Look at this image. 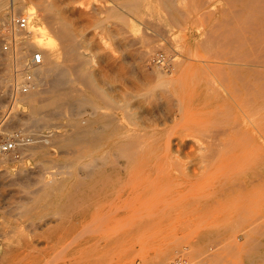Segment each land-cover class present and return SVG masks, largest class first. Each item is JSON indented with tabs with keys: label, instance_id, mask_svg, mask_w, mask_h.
Wrapping results in <instances>:
<instances>
[{
	"label": "rangeland",
	"instance_id": "obj_1",
	"mask_svg": "<svg viewBox=\"0 0 264 264\" xmlns=\"http://www.w3.org/2000/svg\"><path fill=\"white\" fill-rule=\"evenodd\" d=\"M5 1L8 7L0 22L16 6V0ZM47 1L20 0L24 8L16 11L26 14L29 6H35L34 25L47 22L49 26L55 13L67 16L74 41L65 44L67 40L56 36L59 45L55 54L43 49L42 67L47 75L40 78L41 84L35 88L38 91L24 96L22 109L15 115L16 125L40 131V140L35 138L37 142L23 148L19 156L5 154L0 159V264H215L209 258L215 253L227 256L226 262L232 264H264V233L259 232L264 224L263 228L258 225L264 220V75L251 71L240 73L242 77L225 66L233 57L256 59V43L235 50L225 43L234 29L248 32L264 26V0H205L209 4L204 0H200L202 4L199 0H173L166 6L163 0H132L135 7L129 6L130 0ZM45 3L53 4L56 10L49 13ZM212 27L214 32L210 33ZM220 33L228 35L219 39ZM4 34L0 31V100L12 77V57L3 49ZM207 34L216 36L218 45L214 48L221 44L224 50L216 48L219 53L212 51L213 46L211 50L206 47L215 40ZM203 39H209L206 45ZM67 44L77 46L89 57V63L72 60ZM210 52L216 55L214 59ZM53 63L58 66L56 71L50 70ZM165 63L174 64L173 70L163 66ZM79 65L91 74L78 72ZM58 72L66 73V86L79 87L92 103L79 104L80 112L74 102L57 114L46 115L45 111L44 124L32 114L29 99L43 101L51 95ZM104 91L121 100V109L115 114L121 116V133L131 135L130 145L136 151L133 155L121 152L117 173L105 164L107 159L115 160L116 152L110 148L112 142L106 141L107 127L98 119L115 109L104 99ZM249 100L251 103L246 102ZM82 127L89 132L85 145H68L69 134L74 136ZM34 151L41 154L36 156ZM185 174L199 184L181 181ZM232 181L243 182L246 195L226 203L222 185ZM239 215L246 216H242L244 222L239 221ZM256 225L259 231L253 229ZM229 244L238 245L232 246L227 253L230 256L223 254V245Z\"/></svg>",
	"mask_w": 264,
	"mask_h": 264
},
{
	"label": "bare ground",
	"instance_id": "obj_2",
	"mask_svg": "<svg viewBox=\"0 0 264 264\" xmlns=\"http://www.w3.org/2000/svg\"><path fill=\"white\" fill-rule=\"evenodd\" d=\"M15 1V0H14ZM54 1H56V0H54ZM134 1V0H133ZM132 0H130V3H129V6H131V7H135V3L133 2ZM200 1V0H199ZM207 1H209V0H207ZM207 1L205 2V0H204V3H207ZM251 1V0H250ZM257 1V0H256ZM263 1V0H262ZM48 2V1H47ZM49 2H51L50 0H49ZM48 2V3H49ZM163 2L165 3L164 5L166 6V4L167 5H172L173 4V0H163ZM247 2V1H246ZM14 3H16V6L15 5H13ZM44 3V2H43ZM52 3V2H51ZM50 3V4H51ZM58 3V2H57ZM200 3H201V1H200ZM230 3V2H229ZM235 3V2H234ZM260 3V2H259ZM13 6L10 8V10L7 12V13H9L11 10L12 11H14V12H18V11H16V9L19 7V8H24V6L23 5H21V2H20V0H16V2H13ZM39 4V3H38ZM50 4H46L45 3V8L49 11V13H53L54 12V5L52 4V5H50ZM195 4H197V3H195ZM194 4V5H195ZM202 4V3H201ZM207 4H209V3H207ZM207 4H205V5H207ZM240 4V3H239ZM248 4V3H247ZM33 5H35V4H33ZM40 6L42 5L41 3L39 4ZM123 5H124V3H123ZM183 5V4H182ZM181 5V6H182ZM204 5V6H205ZM237 5V4H236ZM54 6V7H53ZM118 6H120V5H118ZM163 6V5H162ZM174 6H176V5H174ZM173 6V7H174ZM243 7H244V5H242ZM245 6H247V5H245ZM254 6V5H253ZM263 6V5H262ZM8 7V2H6L5 0H0V15H6L5 13V9ZM35 7V6H34ZM33 6H29L28 7V9L30 10V11H28L27 9H25V11L27 10L28 12L26 13V15H28V17H29V25H28V28H27V31L29 30L30 31V33H31V35H29L28 36V38H27V41L24 43V44H22V46L21 47H19V49H18V51H17V53H16V60H17V62L18 63H20L21 65L23 64V63H25V61H26V58L28 57V55L26 54V49H29V48H31L32 49V47H30V45L31 44H33V45H38V46H40V47H42V49H40V50H42V52H43V56L44 55H46V53H44V52H46V51H43V49H46L47 51H49L51 54H55V52H56V50H57V46L59 45L58 44V40H57V37L56 36H59L60 38H62V41H65V40H67V42H65V44L66 43H69L68 41H70V43L71 44H73V42L72 41H74L73 40V37H72V35H71V32L73 31L72 29H71V26H70V24H69V20L68 19H66L67 18V16H66V18L64 17L65 15H62V14H59V13H55L54 15L55 16H51V17H53V18H51V19H53L52 21L50 20V22H52V24H48L49 26H47L46 25V23L45 22H43L42 24H38V25H34L33 23H32V17L34 16V11L32 10L33 8H34ZM168 7V6H167ZM202 7V6H201ZM257 7V6H256ZM18 8V9H19ZM110 8V7H109ZM113 7H111V9H112ZM125 8V7H124ZM166 8V7H165ZM175 8V7H174ZM177 8V7H176ZM179 8V7H178ZM177 8V9H178ZM180 8H182V7H180ZM186 8V7H185ZM233 8V7H232ZM237 8V7H236ZM235 8V9H236ZM257 8H261V5L259 6V7H257ZM257 8H255V9H257ZM42 9H44V8H42ZM41 8H40V10H42ZM168 9V8H167ZM167 9H166V11H167ZM176 9V10H177ZM183 9V8H182ZM182 9H180L181 10V12L180 13H182ZM198 9V8H197ZM201 8L199 7V9H198V11L200 10ZM234 9V8H233ZM254 9V10H255ZM32 10V11H31ZM56 10V9H55ZM60 12H61V10L60 9H58ZM169 10V9H168ZM172 11H173V9H171ZM225 10H228V9H225ZM238 10H240V8H238ZM248 10V9H247ZM53 11V12H52ZM110 11V10H109ZM177 11H179V9L177 10ZM237 11V10H236ZM63 12V11H62ZM61 12V13H62ZM132 12V11H131ZM258 12H259V10H258ZM43 13V12H42ZM44 13H46V11H44ZM123 13V12H122ZM190 13H191V10H190ZM226 13V12H225ZM228 13V12H227ZM235 13V12H234ZM249 12H247V14H248ZM48 14V13H47ZM121 14V13H120ZM172 14H174L173 12H172ZM183 14V13H182ZM238 14V13H237ZM237 14H235V15H237ZM39 15V14H38ZM42 15V14H41ZM40 15V16H41ZM169 15V14H168ZM171 15V14H170ZM175 15V14H174ZM180 15V14H179ZM184 15V14H183ZM182 15V16H183ZM252 15H254L255 16V14H252ZM251 15V16H252ZM47 16V15H46ZM123 16V15H122ZM127 16V15H126ZM173 16V15H172ZM49 17H50V14H49ZM141 17V16H140ZM177 17V16H176ZM211 17H213L212 15H211ZM263 17V16H262ZM1 18V17H0ZM7 18H8V15L5 17V18H3L2 20H1V22L0 23H3V22H6L7 21ZM45 18V17H44ZM69 18V17H68ZM120 18V17H119ZM124 18H126L125 17V15L123 16V19ZM179 18V17H178ZM229 18V17H228ZM249 18H252V17H249ZM70 19V18H69ZM143 19V18H142ZM175 19V18H174ZM180 19V18H179ZM217 19V18H216ZM43 20H46V19H43ZM48 20V19H47ZM127 20H129V19H127ZM147 20V19H146ZM177 20V19H176ZM184 20V19H183ZM228 20V19H227ZM244 20H245V18H244ZM251 20V19H250ZM149 22H150V20H148ZM152 21V20H151ZM154 21V20H153ZM172 21V20H171ZM180 21H181V19H180ZM36 22V21H35ZM73 22V21H72ZM130 22V21H129ZM179 22V21H178ZM177 22V23H178ZM202 22V21H201ZM206 22V21H205ZM210 22V21H209ZM218 22V21H217ZM222 22V21H221ZM228 22V21H227ZM233 22V21H232ZM243 22V21H242ZM247 22V21H246ZM250 22H253V20L252 21H250ZM45 23V24H44ZM173 23V22H172ZM176 23V22H175ZM174 23V24H175ZM200 23V22H199ZM207 23V22H206ZM220 23V22H219ZM225 23V22H224ZM264 23V22H263ZM151 24V23H150ZM180 24V23H179ZM254 24H258V23H254ZM253 24V25H254ZM124 25V24H123ZM176 25V24H175ZM226 26H227V24H225ZM230 25V24H229ZM249 26H250V24H248ZM133 26V25H132ZM177 26V25H176ZM221 26H222V24H221ZM220 26V27H221ZM256 26V25H255ZM74 27V26H73ZM179 27V26H178ZM177 27V28H178ZM217 27V26H216ZM244 27V26H243ZM251 27H252V25H251ZM250 27V28H251ZM123 28V27H122ZM215 28V27H214ZM213 27H212V29L211 30H213L214 29ZM229 28H231V27H229ZM245 28H246V26H245ZM217 29H218V27H217ZM75 30V29H74ZM158 30V29H157ZM181 30V29H180ZM247 30H249V29H247ZM161 31V30H160ZM159 31V32H160ZM165 31V30H164ZM77 32H79V31H77ZM166 32V31H165ZM212 32H214V30L213 31H211L210 33H212ZM249 32H251L250 34H248ZM74 33V32H73ZM216 33V32H215ZM223 34L225 33V32H222ZM228 33H230V32H228ZM57 34V35H56ZM157 34H162V33H157ZM214 34V33H213ZM213 34H211L212 36L210 37L209 36V34H207V36H209V38H212L214 35ZM221 35V33L220 34H218V35H220V36H218L217 38H221L222 36H227V35ZM232 34V33H231ZM204 35H206V32H205V34ZM77 36V35H76ZM75 36V37H76ZM147 36V35H146ZM145 36V37H146ZM163 36H165V35H163ZM207 36H204L203 38H206ZM58 37V38H59ZM230 37V38H229ZM228 38V41H227V43H225V44H228V42L230 43V45L232 46V49H234L235 50V48L236 49H238V48H240L241 46H244V45H248L249 43H256L257 45H256V48H257V55H256V59L253 61V60H251V59H242L241 60V58H234L233 57V59H230V61H228V62H226V64H225V66L226 67H228V69H230L233 73H236V74H239L240 75V73H242V74H244V73H249V72H251V71H255L256 73H258L259 75H261V76H263L264 75V26L263 25H259V26H257V27H252L251 28V31H248V32H246L245 30L244 31H242V32H238L236 29H234V35L232 36V38H231V36H229ZM77 38V37H76ZM216 38V36L215 37H213L212 39H215ZM219 38V39H220ZM77 39H79V38H77ZM184 39V38H183ZM224 39V38H223ZM223 39H221V40H223ZM60 40V39H59ZM195 41V40H194ZM207 41H209V39H207L206 40V42ZM214 42H211V45L210 44H207L205 41H204V39H203V42H204V44L206 45V47H210V50L212 49V46H213V49H212V51L215 49V52H217L218 50H219V48L221 47V44H220V47L218 48V47H215L214 48V46H217L218 44H216V42H218V41H216V39L215 40H213ZM253 41V42H252ZM193 42V41H192ZM226 42V41H225ZM28 43V44H27ZM31 43V44H30ZM60 43H61V40H60ZM63 43V42H62ZM61 43V46H63L64 45V43L62 44ZM75 44H76V41L74 42ZM79 43V42H78ZM77 43V44H78ZM194 43H196V42H194ZM76 44V45H77ZM197 44V43H196ZM203 44V43H202ZM216 44V45H215ZM224 44V43H223ZM26 45H29V48L26 46ZM68 46H69V44H67ZM199 44H197V46H198ZM210 45V46H209ZM32 46V45H31ZM78 46V45H77ZM77 46H69L70 48H69V51H68V53H69V55H70V58H72V60H73V58H76V59H81L82 61H81V65L83 64L82 62H86V63H89V57L88 56H86L85 54H83L80 50H79V48H77ZM201 45H199V47H200ZM253 46V45H252ZM25 47H27L26 49H25ZM199 47H196V49L198 48L199 49ZM227 47V46H226ZM254 47V46H253ZM216 48L218 49L217 51H216ZM222 48V47H221ZM63 49H64V51L67 49V48H65V47H63ZM197 49V50H198ZM223 49V48H222ZM224 50V49H223ZM194 51V50H193ZM211 51V52H212ZM226 51V50H225ZM228 51H230L229 49H228ZM236 51H238V50H236ZM199 52V51H198ZM211 52H210V54H211ZM219 53H220V51H218ZM231 52H235V51H231ZM250 53H252V51H249ZM249 52H247V53H249ZM190 53V52H189ZM64 54V53H63ZM229 54V52H227V55ZM238 55H239V53H237ZM212 55V54H211ZM210 55V56H211ZM218 55H220V57H223L224 56V54L221 56V54H218ZM64 56V55H63ZM213 56V55H212ZM234 56V55H233ZM244 56H245V54H244ZM246 56H248V58H250V54H247ZM49 57H51V56H49ZM68 57V56H67ZM214 57H216V55L215 56H213V59H214ZM242 57H243V55H242ZM69 58V59H70ZM188 59H189V57H187ZM191 58V57H190ZM194 58V57H193ZM202 58V57H201ZM218 58V57H217ZM229 58V57H228ZM254 58V57H253ZM175 59V58H174ZM195 59V58H194ZM75 60V59H74ZM43 61H44V59H43ZM46 61V60H45ZM65 61H66V58H65ZM197 61V60H196ZM200 61H202V60H200ZM211 61V60H210ZM48 62V61H47ZM60 62H61V60H60ZM73 62V61H72ZM76 62V61H75ZM75 62H73V63H75ZM77 62H79L78 60H77ZM161 62V61H160ZM188 62H189V60H188ZM203 62V61H202ZM66 63H67V61H66ZM71 63V62H70ZM80 63V62H79ZM214 63H216L215 61H214ZM44 64V63H43ZM48 64V63H47ZM50 64V63H49ZM63 64V63H62ZM68 64V63H67ZM187 64V63H186ZM201 64V63H200ZM202 65V64H201ZM219 65H221V64H219ZM78 66V65H77ZM76 66V67H77ZM94 66V65H93ZM163 66H165L166 68L168 67L170 70H173V68H174V64H169V63H165ZM57 64L56 63H53L52 65H51V67H50V70H52V71H56V69H57ZM61 67V66H60ZM66 67V66H65ZM89 67V66H88ZM182 67V66H181ZM215 67V66H214ZM220 67V66H219ZM73 68H74V64H73ZM224 68V67H223ZM223 68H221L222 69V71L224 72V70H223ZM62 69H63V67H62ZM69 69V68H68ZM78 70V72H80V73H88V71H87V69H86V67L84 66H81L80 67V65H79V67L77 68ZM217 69H218V66H217ZM47 70L49 71V68H47ZM216 70V69H215ZM76 70H74V72H75ZM93 71V70H92ZM219 71H220V69H219ZM218 71V72H219ZM216 72H217V70H216ZM55 74H56V72H54ZM53 73V74H54ZM59 73V72H58ZM222 73V72H221ZM226 73V72H225ZM54 74V75H55ZM72 74V73H71ZM88 74H91V72H89ZM193 74V73H192ZM211 74H213V73H211ZM45 75H47L46 74V70L44 69V67H42V65H40L37 69H36V86H38V84H41V79L43 80V78L42 77H44ZM217 75V74H216ZM219 75V74H218ZM49 76H50V74H49ZM72 76H74V75H72ZM76 76V75H75ZM82 76V75H81ZM85 76V75H84ZM91 76L92 75H90V79H91V82H92V84H94L95 86H96V88H97V83H96V81L93 79V78H91ZM215 76V75H214ZM221 76H223L222 74H221ZM240 76H242V75H240ZM239 76V77H240ZM211 77V76H210ZM213 77V76H212ZM228 77V76H227ZM243 77V76H242ZM1 78V77H0ZM41 78V79H40ZM75 77H73V79H74ZM79 78V77H78ZM164 79H165V77H163ZM45 79H46V77H45ZM54 80H53V87H52V91H51V95H49L48 97L46 96V98H44V100L43 101H39V100H37L36 98H30L29 99V105H30V108H31V110H32V114H34L35 115V117H37L36 119L38 120V119H41L42 121H44L45 120V115H43L44 113L43 112H45V111H48V114H46V115H49L50 113L49 112H54L55 114H57L58 112H61V111H63V109L65 108V106H67L68 104H70V103H75V104H77L78 105V109L77 110H79L80 108H79V104H80V107H83V106H81L85 101L87 102V101H90V100H88V98L85 96V94L82 92V90H79V87H78V89L77 88H75L74 86H69L68 87V85L66 86V73H64V72H60L59 74H57L56 75V77L55 78H53ZM81 79V78H80ZM182 79V78H181ZM217 79V78H216ZM220 79V78H219ZM234 79V78H233ZM242 78L240 77V80H241ZM256 79V78H255ZM262 79H264L263 77H262ZM1 80V82H2V79H0ZM47 80V79H46ZM85 80V79H84ZM167 80V79H166ZM213 80V82H214V79H212ZM230 80V79H229ZM236 80V79H235ZM72 81V80H71ZM75 81V80H74ZM88 81V80H87ZM90 81V80H89ZM164 81V80H163ZM207 81V80H206ZM220 81V80H219ZM244 81V80H243ZM257 81V80H256ZM258 81H259V79H258ZM1 82H0V84H1ZM98 82V81H97ZM101 82V81H100ZM165 82V81H164ZM166 82H168V81H166ZM213 82H211V83H213ZM239 82V81H238ZM241 82V81H240ZM248 82V81H247ZM50 83H51V81H50ZM83 83V82H82ZM210 83V84H211ZM215 83V82H214ZM228 83V82H227ZM87 84V83H86ZM92 84H90V85H92ZM100 84V83H99ZM217 84V83H216ZM215 84V85H216ZM229 84V83H228ZM227 84V86H229ZM233 84H234V82H233ZM252 84V83H251ZM264 84V83H263ZM1 85H3V82H2V84ZM51 85V84H50ZM81 85H84V84H81ZM88 85V84H87ZM101 86H102V83L100 84ZM103 85H105V84H103ZM213 85V84H212ZM222 85V84H221ZM224 85V84H223ZM232 85V84H231ZM246 85V84H245ZM253 85V84H252ZM100 86V87H101ZM106 86V85H105ZM214 86V85H213ZM262 86H264V85H262ZM261 86V88H264V87H262ZM50 87V86H49ZM88 87H90V86H88ZM92 87H93V91L94 90H96V89H94V86L92 85ZM99 87V86H98ZM103 87V86H102ZM246 87V86H245ZM248 87V86H247ZM249 87H251V85L249 84ZM36 88V87H35ZM32 89V90H30L29 92H36V91H38V89ZM44 88V87H43ZM91 88V87H90ZM239 88V87H238ZM254 88V86L252 87V89ZM1 89V88H0ZM6 89H7V87H6ZM82 89V88H81ZM220 89H222V88H220ZM251 89V88H250ZM33 90H35V91H33ZM91 90V89H90ZM236 90H237V88H236ZM239 90V89H238ZM257 89H255V91H256ZM2 91V90H1ZM97 91V90H96ZM99 91V90H98ZM92 92V91H91ZM224 92V91H223ZM248 92V91H247ZM257 92V94H259V92H258V90L256 91ZM4 93V92H3ZM2 93V94H3ZM28 94V93H27ZM26 94V95H27ZM114 94V93H113ZM112 94V95H113ZM263 94V93H262ZM26 95H24L25 97H27ZM101 95H103L102 93H101ZM111 94H109L108 92H105L104 91V99L106 98V100L108 101V104H110L112 107H114L115 109H114V111H112V108H111V111H109V112H107L106 110V112H104V113H102V114H100L99 115V117H98V119L100 120V121H102V122H104V124H105V126L107 127V130H106V141L107 142H112V145H110L111 147V149L113 150V151H115L116 153V157H115V160H112V161H108V159H107V161L105 162V164H106V167H107V169L109 168V169H111V170H113V171H116V173H117V171H119V170H121V162H120V160H119V158H121V152H125V153H130V154H132L133 155V153H135L136 151H135V149L130 145V140H133L132 139V137H131V135L130 134H128V133H121V116H117L115 113H116V110H120L121 109V103H120V101H118V98H114L113 96H112ZM260 96H261V94H259ZM1 96V95H0ZM23 96V97H24ZM116 97V96H115ZM245 97V96H244ZM243 97V98H244ZM101 99H102V96L100 97ZM264 98V97H263ZM2 99V98H1ZM43 99V98H42ZM120 99V98H119ZM250 99V98H249ZM248 100V99H247ZM254 100V99H253ZM92 101V100H91ZM90 101V102H91ZM228 101V100H227ZM230 101H231V99H230ZM244 101H245V99H244ZM251 100H249V101H246V102H250ZM128 102V101H127ZM232 102V101H231ZM92 103V102H91ZM233 103V102H232ZM251 103V102H250ZM105 104V103H104ZM242 104V103H241ZM240 104V105H241ZM254 104V103H253ZM88 105V104H87ZM87 105H86V107H87ZM70 106V105H69ZM68 106V107H69ZM85 106V105H84ZM89 106V105H88ZM104 106V105H103ZM110 106V107H111ZM244 106V105H243ZM71 107V106H70ZM68 108V110L70 111V109L71 108ZM74 107H76V106H74ZM94 107V106H93ZM92 107V108H93ZM109 107V108H110ZM128 107V106H127ZM264 107V106H263ZM89 108V107H88ZM107 108V107H106ZM246 108V107H245ZM261 108V107H260ZM67 109V108H66ZM93 109H95V107L93 108ZM232 109V108H231ZM80 110H82V109H80ZM80 110H79V112H80ZM217 110V109H216ZM65 111V110H64ZM68 111V112H69ZM75 111H76V109H75ZM89 111V110H88ZM103 111V110H102ZM82 112V111H81ZM91 112H92V110H91ZM46 113V112H45ZM65 113H66V111H65ZM90 113V112H89ZM94 113V112H93ZM81 114V113H80ZM84 114V113H83ZM82 114V115H83ZM70 115H71V113H70ZM78 115H79V113H78ZM78 115H77V117H78ZM52 116V115H51ZM59 116V114L56 116V117H58ZM43 117V118H42ZM49 117V116H48ZM67 117V116H66ZM72 117V116H71ZM73 117H75L74 115H73ZM51 118V117H50ZM78 118H80V117H78ZM54 119V118H53ZM80 119H82V118H80ZM49 120V119H48ZM51 120V119H50ZM95 120V119H94ZM34 121V120H33ZM40 121V120H39ZM46 121V120H45ZM45 121H44V124H45ZM78 121V120H77ZM90 120H88V122H89ZM41 122V121H40ZM47 122V121H46ZM96 122V121H95ZM30 123V122H29ZM32 123V122H31ZM74 123V122H73ZM79 123V122H78ZM86 123V122H85ZM33 124V123H32ZM31 124V125H32ZM36 125H37V123H35ZM88 125V124H87ZM48 126V125H47ZM79 126V125H78ZM83 126H85V125H83ZM89 126H90V124H89ZM95 126V125H94ZM104 126V127H105ZM93 127V126H92ZM83 128V127H82ZM96 129L98 128V127H95ZM88 129V128H87ZM102 129V128H101ZM97 130H100L99 128L97 129ZM90 131V130H89ZM125 131V130H124ZM76 133H75V135L74 136H70V134H69V136H68V139L66 140L68 143V145H69V143H70V145L71 144H74V145H77V147L78 146H82V145H85V143H84V141H85V139H86V135H88V131L87 130H85L84 128L83 129H77V131H75ZM91 132H92V130H91ZM99 132V131H98ZM95 133V132H94ZM100 133V132H99ZM62 134H64V133H62ZM67 135H68V133H67ZM97 135V134H96ZM102 135V134H101ZM59 138V137H58ZM62 138H64L63 136H62ZM40 140V139H39ZM56 140V139H55ZM65 141V140H64ZM65 141V142H66ZM92 141V140H91ZM105 141V142H106ZM37 141H35V143H36ZM40 142V141H39ZM44 142V141H43ZM88 141H86V143H87ZM95 142V141H94ZM54 143V142H53ZM56 143V142H55ZM84 143V144H83ZM134 143V142H133ZM34 144V143H33ZM40 144V143H39ZM45 144V143H44ZM64 144V143H63ZM93 144V143H92ZM46 145V144H45ZM66 145V144H65ZM87 145V147H88V144H86ZM90 145V144H89ZM134 145H136V143H134ZM35 146H37L36 144H35ZM35 146H33V147H35ZM42 146V145H41ZM44 146V145H43ZM48 146V145H47ZM33 147H31L30 148V151H31V153H32V151L34 150L33 149ZM58 147V146H57ZM77 147H76V150H77ZM86 147V146H85ZM40 148V147H39ZM59 148V147H58ZM92 148V147H91ZM37 149H38V146H37ZM41 149V148H40ZM79 149V148H78ZM88 149V148H87ZM83 150H84V148H83ZM97 152V151H96ZM102 152V151H101ZM49 153V152H48ZM51 153V152H50ZM103 153V152H102ZM34 154L36 155V156H39L40 154H41V152L40 151H34ZM77 154H79V153H77ZM90 154V153H89ZM4 153H1V155H0V159H2V158H4ZM93 155V154H92ZM91 155V156H92ZM102 156V155H101ZM105 156V155H104ZM114 156V155H113ZM263 156V155H262ZM125 157V156H124ZM92 158H94V157H92ZM98 158V157H97ZM80 159V158H79ZM99 159V158H98ZM118 159V160H117ZM94 160V159H93ZM96 160V159H95ZM95 160H94V162H95ZM3 161V160H2ZM5 161V160H4ZM68 161V160H67ZM1 162V161H0ZM97 162V161H96ZM104 162V161H103ZM56 164V163H55ZM70 164V163H69ZM91 164V163H90ZM94 164V166H96L97 165V163H96V165H95V163H93ZM99 166V165H98ZM68 167V166H67ZM72 167V166H71ZM84 167V166H83ZM93 167V166H92ZM97 167V166H96ZM73 168V167H72ZM83 169V168H82ZM84 171H83V173L85 172V168L83 169ZM88 170V169H87ZM93 170V169H92ZM47 171V170H46ZM90 171V170H89ZM88 171V172H89ZM198 173V172H197ZM203 173V172H202ZM201 173V174H202ZM85 174V173H84ZM88 175H89V173H88ZM214 175V174H213ZM77 176H79V175H77ZM104 176H105V174H104ZM71 177V176H70ZM88 177V176H87ZM223 177V176H222ZM77 178V177H76ZM80 178H84V177H80ZM194 177H192V176H190L189 174H185L184 176H182L181 177V181H183V182H185V183H189V182H191L193 185H198L199 184V181H194V180H192ZM92 179V178H91ZM97 179H98V177H97ZM198 179V178H197ZM73 180V179H72ZM76 180H78V178L76 179ZM75 180V181H76ZM156 180H157V178H156ZM155 180V181H156ZM227 180V179H226ZM250 180V179H249ZM252 180V179H251ZM256 180V179H255ZM111 181V180H110ZM179 181H180V179H179ZM77 182V181H76ZM98 182V181H97ZM225 182V181H224ZM57 184H58V182H57ZM94 184V183H93ZM78 185H81V183L79 184L78 183ZM84 185V184H83ZM95 185V184H94ZM222 188H223V198H224V202H226V203H229V202H232V201H234L235 199H237V197H240V198H242L243 196H245L246 195V189H247V187L245 186V184H243V182L242 183H234L233 181L231 182V183H227V184H223L222 185ZM37 189V188H36ZM213 192V191H212ZM259 193V192H258ZM45 194V193H44ZM195 195V194H194ZM212 195V194H211ZM51 196V195H50ZM35 198H37V196H34ZM44 197V196H43ZM78 198V197H77ZM40 200V199H39ZM41 201V200H40ZM216 201V200H215ZM32 202V201H31ZM39 202V201H38ZM37 202V203H38ZM216 203V202H215ZM216 204H218V203H216ZM28 205H30V204H28ZM27 205V206H28ZM254 205H256V203L254 204ZM259 205V204H258ZM258 205H257V207H258ZM30 206H32V205H30ZM29 206V207H30ZM37 206V205H36ZM35 206V207H36ZM27 208V207H26ZM32 208H34V206L32 207ZM36 209V208H35ZM247 209V208H246ZM27 210V209H26ZM34 210V209H33ZM251 209H249V211H250ZM257 210V209H256ZM29 211V210H28ZM251 212H252V210H251ZM253 212H255L254 214H256V211H253ZM26 213H27V211H26ZM253 214V215H254ZM248 215V214H247ZM249 215H252V213L251 214H249ZM248 215V216H249ZM240 216V218H239V221L241 220V221H243L244 222V220H242L243 219V217L241 216V215H239ZM258 216H260V215H258ZM255 218V216H252V218ZM261 217V216H260ZM259 217V218H260ZM264 217V216H263ZM263 217H261V221H262V218ZM244 218H246V216L244 217ZM264 219V218H263ZM250 220H251V218H250ZM255 220H258V218H256ZM247 221H249V219L247 220ZM255 222V221H254ZM253 221H252V223H254ZM260 223V222H259ZM258 223V225H260V226H262L263 224H264V220H263V223L261 224H259ZM258 225H256L257 227L256 228H254L255 226H253V229L255 230V231H259L261 228H263V226L260 228V229H258ZM257 229V230H256ZM263 231H259L260 232V234L261 235H263V233H264V229H262ZM250 231H252L253 232V230L251 229ZM254 231V232H255ZM253 232V233H254ZM256 233V232H255ZM250 235V234H249ZM252 238V240H254V238L253 237H251ZM233 240H235V238L233 239ZM245 240H246V238H245ZM249 239L247 238V241H248ZM232 241V240H231ZM247 241H245L246 243H247ZM255 241V240H254ZM236 242V241H235ZM234 242V243H235ZM257 242L258 241H256V245L258 246L259 245V242H258V244H257ZM228 243H230V242H228ZM248 243H249V241H248ZM237 244V243H236ZM240 244V243H239ZM243 245H244V242H243ZM243 245H242V247H243ZM256 245L254 244V245H252L253 247L255 246V248H256ZM232 246L233 247H236L235 246V244L233 245V244H229V245H227V246H225V245H223V247L224 248H226L225 249V251L224 252H226V253H223V254H227V253H230L231 252V250H232ZM251 246V247H252ZM252 247V249H254ZM199 248H201V247H199ZM222 248V247H221ZM236 248H238V245H237V247ZM202 249H204V247L202 248ZM237 250V249H236ZM241 250H243L242 248H241ZM194 251H196V250H194ZM193 251V252H194ZM240 251V250H239ZM243 253H244V251H242ZM187 253V252H186ZM189 253V252H188ZM218 253V252H217ZM234 253V252H233ZM165 254H167V253H165ZM185 254V253H184ZM202 254H204V253H202ZM241 254V253H240ZM222 255V254H221ZM221 255H219L218 254V256H217V254L215 253V255H210L209 254V258H210V260L212 261V263H217L216 261H217V259L219 260V262L217 263V264H232V263H230V262H226L227 261V259H226V257H224L223 255L221 256ZM227 255H229V254H227ZM237 255V254H236ZM165 256V255H164ZM230 256V255H229ZM191 257V256H190ZM234 257H236V256H234ZM233 257V258H234ZM199 258V257H198ZM194 260H196L197 262H198V260L194 257ZM206 260V259H205ZM187 261V260H186ZM186 261H184V262H186ZM201 261V263H203L202 262V259L201 260H199V262ZM228 261H230V260H228ZM231 262H233V261H231ZM235 263V262H234ZM233 263V264H234ZM194 264H196V263H194Z\"/></svg>",
	"mask_w": 264,
	"mask_h": 264
},
{
	"label": "built area",
	"instance_id": "obj_3",
	"mask_svg": "<svg viewBox=\"0 0 264 264\" xmlns=\"http://www.w3.org/2000/svg\"><path fill=\"white\" fill-rule=\"evenodd\" d=\"M28 15L10 11L6 22L0 23V31H4L3 49L12 57V77L7 86L6 94L0 100V153L19 156L23 148L32 145L41 132L28 125H16L15 115L22 109L24 95L36 87V69L43 63V52L40 49H26L25 63L17 62L15 56L27 41Z\"/></svg>",
	"mask_w": 264,
	"mask_h": 264
}]
</instances>
